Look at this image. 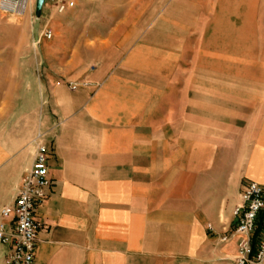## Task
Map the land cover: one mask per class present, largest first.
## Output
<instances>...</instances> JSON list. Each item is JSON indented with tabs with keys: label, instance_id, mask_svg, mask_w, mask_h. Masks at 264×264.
Returning a JSON list of instances; mask_svg holds the SVG:
<instances>
[{
	"label": "crops",
	"instance_id": "crops-1",
	"mask_svg": "<svg viewBox=\"0 0 264 264\" xmlns=\"http://www.w3.org/2000/svg\"><path fill=\"white\" fill-rule=\"evenodd\" d=\"M2 1L38 28L52 13L44 3L37 15L34 0L19 8ZM230 2L217 0L212 15L220 21L204 62L213 68L214 60L226 65L238 56L246 63L250 51L264 60V0ZM104 71L85 76L86 85L56 106L44 141L51 186L36 212L33 264H173L197 253L206 229L214 233L211 224L224 243L220 254L232 262L233 211L231 229L218 221L228 196L241 197L244 181L264 188V91L257 106L233 107L210 75L160 87L156 96L145 86L142 96L134 78ZM7 137L0 173L19 186L37 139L20 140L17 127ZM6 251L0 245V264Z\"/></svg>",
	"mask_w": 264,
	"mask_h": 264
},
{
	"label": "rangeland",
	"instance_id": "rangeland-1",
	"mask_svg": "<svg viewBox=\"0 0 264 264\" xmlns=\"http://www.w3.org/2000/svg\"><path fill=\"white\" fill-rule=\"evenodd\" d=\"M25 1L12 2L19 8ZM63 2L72 5L58 12L55 0H45L52 13L38 28L20 11L10 9L11 2L3 5L0 0V144L7 141V133L14 127L20 131V140L32 134L37 139L39 134V141L44 142L57 118L56 106L86 85L85 76L101 69H105L103 75L134 78L142 96L145 86H153L156 96L160 87L180 85L181 80L190 81L193 76L215 75L217 91L224 92L220 94L232 101L233 107L257 106L264 91L260 52L250 51L246 63L240 56L225 60L226 65L221 59L214 60L216 68L204 62L208 39L219 26L220 19L213 17L219 9L217 0ZM221 21L240 22L236 18ZM45 30L51 32L49 39L42 35ZM73 84L77 86L73 88ZM189 91L191 95L192 89ZM1 175L0 208L13 201L19 188L14 178ZM240 201L235 193L228 196L219 216L220 228L233 227L232 209ZM211 226L214 233L206 229L197 253H186L173 264H231L230 258L220 254L224 243L216 240L217 230Z\"/></svg>",
	"mask_w": 264,
	"mask_h": 264
},
{
	"label": "built area",
	"instance_id": "built-area-1",
	"mask_svg": "<svg viewBox=\"0 0 264 264\" xmlns=\"http://www.w3.org/2000/svg\"><path fill=\"white\" fill-rule=\"evenodd\" d=\"M28 1V0H27ZM58 12L72 2L55 0ZM49 39L51 32L45 30ZM75 88V84L72 85ZM37 144L33 164L21 178L11 204L0 209V245L7 246L4 264H33L40 223L36 212L48 195L51 180L48 176L49 149L45 142ZM235 226L230 234L236 238L232 264H264V188L255 181L246 180L241 186V201L233 210ZM223 241L227 237L222 238Z\"/></svg>",
	"mask_w": 264,
	"mask_h": 264
},
{
	"label": "water",
	"instance_id": "water-1",
	"mask_svg": "<svg viewBox=\"0 0 264 264\" xmlns=\"http://www.w3.org/2000/svg\"><path fill=\"white\" fill-rule=\"evenodd\" d=\"M45 0H35V12L39 15Z\"/></svg>",
	"mask_w": 264,
	"mask_h": 264
}]
</instances>
